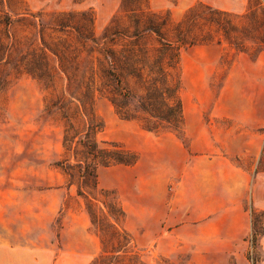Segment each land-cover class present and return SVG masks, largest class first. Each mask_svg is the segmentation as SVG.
Listing matches in <instances>:
<instances>
[{"label":"rangeland","instance_id":"1","mask_svg":"<svg viewBox=\"0 0 264 264\" xmlns=\"http://www.w3.org/2000/svg\"><path fill=\"white\" fill-rule=\"evenodd\" d=\"M24 1L30 11H43L45 20L60 11L91 9L97 34L122 2ZM213 2L243 14L256 0L149 5L169 10L179 22L192 6ZM181 70L183 137L146 130L120 118L106 99L96 100L104 124L98 139L121 142L139 155L134 165L101 168L99 188L117 197L123 226L145 264H251L250 206L264 210V172L255 173L264 142V51L255 57L225 42L195 45L182 50ZM45 98L29 76L0 94V200H8L14 230L29 228L31 239L51 248L47 256L59 260L54 264H90L102 250L101 239L83 210L85 199L69 190L53 165L63 155V129L42 116ZM70 235L79 242L67 253ZM259 242L258 264H264V236Z\"/></svg>","mask_w":264,"mask_h":264},{"label":"trees","instance_id":"2","mask_svg":"<svg viewBox=\"0 0 264 264\" xmlns=\"http://www.w3.org/2000/svg\"><path fill=\"white\" fill-rule=\"evenodd\" d=\"M149 1L122 0L97 34L91 9L60 11L45 20L24 0H0V94L23 76L46 92L42 116L63 129V155L54 165L85 199L101 239L102 250L90 264H145L123 226L117 197L98 182L101 168L134 165L139 155L121 142L98 139L104 124L96 100L106 99L120 118L146 130L183 137L182 50L225 42L255 57L264 51V0L243 14L198 3L179 22L169 10L153 11ZM260 171L264 142L255 173ZM250 214L248 259L258 264L264 210L251 205Z\"/></svg>","mask_w":264,"mask_h":264},{"label":"crops","instance_id":"3","mask_svg":"<svg viewBox=\"0 0 264 264\" xmlns=\"http://www.w3.org/2000/svg\"><path fill=\"white\" fill-rule=\"evenodd\" d=\"M211 6L219 8L223 7V4L213 2L211 3ZM244 8L245 3L243 2L239 10H243ZM57 169L62 173L59 168ZM62 175L66 179V176L63 173ZM69 186V190L74 189L75 196L78 197L76 186L74 184ZM7 204V199L0 200V264H54L55 261H59L58 259L47 256V251L51 248L46 247L45 242L40 243L38 240L35 241L30 238L28 232L29 228H27V232H24L23 227L21 229L18 227L16 231L14 230V225L9 220ZM83 210L90 219L85 206L83 207ZM78 242L77 238L74 239V237L70 235L69 241L65 245L67 253H70L72 248L75 247Z\"/></svg>","mask_w":264,"mask_h":264}]
</instances>
